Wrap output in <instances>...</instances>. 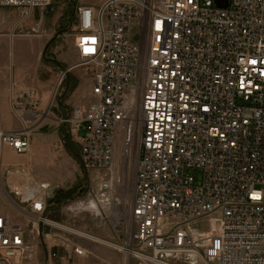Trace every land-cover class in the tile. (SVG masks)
<instances>
[{"label":"built area","instance_id":"2783aa9c","mask_svg":"<svg viewBox=\"0 0 264 264\" xmlns=\"http://www.w3.org/2000/svg\"><path fill=\"white\" fill-rule=\"evenodd\" d=\"M51 2L0 0V8L29 17ZM72 21L80 58L73 67L91 69L93 101L60 125L80 137L92 182L68 210L122 218L123 249L144 264H264V0H231L228 8L216 0H104L78 6ZM21 98V114L18 101L11 105L23 129L0 125V157L3 148L31 150L28 115L39 94ZM45 204L40 198L34 208L44 212ZM36 222L88 238L43 214ZM45 234L57 247L58 234ZM28 236L0 215V263L31 257ZM63 240L86 257L80 242Z\"/></svg>","mask_w":264,"mask_h":264},{"label":"rangeland","instance_id":"374dc122","mask_svg":"<svg viewBox=\"0 0 264 264\" xmlns=\"http://www.w3.org/2000/svg\"><path fill=\"white\" fill-rule=\"evenodd\" d=\"M103 1L52 0L46 9H39L29 17L26 11L20 9L0 8V114L19 123L11 104L18 101L17 112L21 114L20 104L24 99H18V96L26 90H35L41 97L38 102L41 105L32 106V113L28 115L31 120L30 152L17 155L12 150H3L0 157V212L9 215L14 223L23 224L34 246L31 257L14 264H144L123 249L126 236L122 218L112 215L95 221L88 213L67 208V204L83 197L84 189L92 182V174L86 172L78 160V144L72 137V140L65 138L66 128L60 125L64 111L57 116L54 109H58V102L64 101L76 88L75 72H82L88 78L91 75L87 66L73 67L80 62V58L74 46L76 27L72 15L80 5L89 6L88 3L97 2L99 6ZM19 43L21 46L18 47ZM20 67L26 74L25 86L16 82ZM11 75L16 80H11ZM62 77L64 80L60 83ZM12 81L17 87L13 92ZM87 85L86 82L84 86ZM52 99L55 102L49 112ZM40 112L45 115L36 117ZM40 133L46 135H35ZM66 153L74 159L65 156ZM25 167L27 175L22 172ZM44 185L49 188L57 186L55 195L60 197L59 200L48 199ZM68 191L72 192L71 195L63 194ZM40 198H44L46 203L44 212L34 208V203ZM20 209L26 212V217L19 213ZM42 214L50 220L74 227L88 238L53 229L48 224L40 223L38 226L36 220ZM45 233L58 234L57 247L46 243ZM65 237L85 246L86 257H78L66 249ZM54 253L56 257L52 256ZM180 261L183 264H204L195 258Z\"/></svg>","mask_w":264,"mask_h":264},{"label":"crops","instance_id":"0c3cea01","mask_svg":"<svg viewBox=\"0 0 264 264\" xmlns=\"http://www.w3.org/2000/svg\"><path fill=\"white\" fill-rule=\"evenodd\" d=\"M96 4H98L97 2L93 3V4H87L89 6H97ZM86 5V4H85ZM17 46H21V43L17 44ZM19 49V48H18ZM23 54V53H22ZM1 73V72H0ZM74 76L77 79V86L74 89V91H72L71 93H69L66 98L64 99V101H62L63 105L60 106L59 102H58V109H54V113L58 116L59 113H63L64 111V115L66 116L69 114V112L71 110H73L74 108H78V107H87L92 101H93V96H92V91H91V79L88 78L84 73L82 72H75ZM33 77V76H32ZM26 79V74L23 70L22 67H20L19 69V73H18V80H16V78L11 75V80H16L17 83H19L22 86H25V82L24 80ZM35 81V80H34ZM88 83L87 86H84L85 83ZM20 86V87H22ZM41 97L39 95V99L38 102L40 101ZM41 105L39 103H37V106ZM41 108V107H40ZM45 111V110H44ZM16 114V113H15ZM45 115L43 112L41 114L37 113L36 117ZM17 116V115H16ZM19 123H15L13 121L7 120L6 116H4L2 113L0 114V125L1 127L9 132H17V131H22L23 127L21 125V122L18 120ZM35 135H46L45 133H40V134H35ZM83 135V134H82ZM80 133V136H82ZM71 137L73 138L74 142H76V144L79 143L80 141V137L76 136V134H68L67 133V129H66V134H65V138L66 139H71ZM72 140V139H71ZM4 151H10L11 149L8 148H3ZM70 150L72 151V149L70 148ZM11 152V151H10ZM68 158L71 157V159L73 158L71 154L66 153V155ZM78 158H79V150H78ZM74 159V158H73ZM72 159V160H73ZM79 160V159H78ZM80 162V160H79ZM27 168V167H26ZM0 215L2 216H9L5 213H1ZM25 216V215H24ZM10 217V216H9ZM26 217V216H25ZM28 218V217H27ZM29 220V218L27 219ZM30 222V221H29ZM23 225V224H22Z\"/></svg>","mask_w":264,"mask_h":264},{"label":"water","instance_id":"95a60500","mask_svg":"<svg viewBox=\"0 0 264 264\" xmlns=\"http://www.w3.org/2000/svg\"><path fill=\"white\" fill-rule=\"evenodd\" d=\"M216 3L219 7L222 8H228L231 4V0H216ZM59 105L62 106V101H59ZM69 134V133H68ZM44 188L47 189V197L50 200H53L55 198V190L57 189V186L50 187L48 185H44Z\"/></svg>","mask_w":264,"mask_h":264},{"label":"trees","instance_id":"16d2710c","mask_svg":"<svg viewBox=\"0 0 264 264\" xmlns=\"http://www.w3.org/2000/svg\"><path fill=\"white\" fill-rule=\"evenodd\" d=\"M74 89H75V88H74ZM71 193H72V192H69V191H68V192H66V193H63V194H66V195H71ZM59 198H60V197H58V198H57V195H56L54 199H58V200H59ZM54 199H53V201H54Z\"/></svg>","mask_w":264,"mask_h":264},{"label":"bare ground","instance_id":"6f19581e","mask_svg":"<svg viewBox=\"0 0 264 264\" xmlns=\"http://www.w3.org/2000/svg\"><path fill=\"white\" fill-rule=\"evenodd\" d=\"M2 186V185H1ZM2 188V187H1ZM46 190V196H47V189H45ZM81 234H83L84 235V233H82V232H80ZM9 263H11L12 264V261H8Z\"/></svg>","mask_w":264,"mask_h":264}]
</instances>
